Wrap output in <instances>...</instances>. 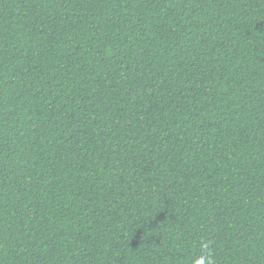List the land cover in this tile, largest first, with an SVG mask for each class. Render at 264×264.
Segmentation results:
<instances>
[{"label":"trees","instance_id":"trees-1","mask_svg":"<svg viewBox=\"0 0 264 264\" xmlns=\"http://www.w3.org/2000/svg\"><path fill=\"white\" fill-rule=\"evenodd\" d=\"M264 264V0H0V264Z\"/></svg>","mask_w":264,"mask_h":264},{"label":"clouds","instance_id":"clouds-1","mask_svg":"<svg viewBox=\"0 0 264 264\" xmlns=\"http://www.w3.org/2000/svg\"><path fill=\"white\" fill-rule=\"evenodd\" d=\"M195 264H205V258L201 257L195 261Z\"/></svg>","mask_w":264,"mask_h":264}]
</instances>
